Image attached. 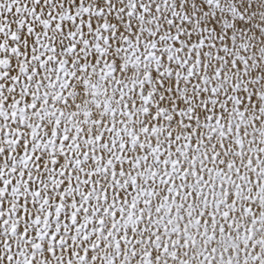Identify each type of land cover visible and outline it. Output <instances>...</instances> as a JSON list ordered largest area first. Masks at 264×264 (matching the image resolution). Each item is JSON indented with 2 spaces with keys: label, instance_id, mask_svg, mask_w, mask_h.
Returning <instances> with one entry per match:
<instances>
[{
  "label": "snow or ice",
  "instance_id": "1",
  "mask_svg": "<svg viewBox=\"0 0 264 264\" xmlns=\"http://www.w3.org/2000/svg\"><path fill=\"white\" fill-rule=\"evenodd\" d=\"M0 264H264V0H0Z\"/></svg>",
  "mask_w": 264,
  "mask_h": 264
}]
</instances>
